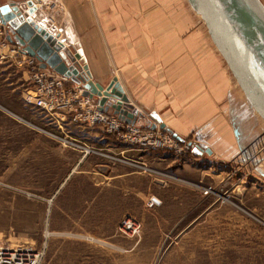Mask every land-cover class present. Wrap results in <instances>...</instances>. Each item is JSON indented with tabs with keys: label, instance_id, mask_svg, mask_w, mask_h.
Here are the masks:
<instances>
[{
	"label": "rangeland",
	"instance_id": "rangeland-1",
	"mask_svg": "<svg viewBox=\"0 0 264 264\" xmlns=\"http://www.w3.org/2000/svg\"><path fill=\"white\" fill-rule=\"evenodd\" d=\"M146 2L138 0L134 8L142 16L148 7L149 27L161 26L164 31L181 27L184 41L192 36L199 41L201 58H207L214 49L231 73L204 21L187 0ZM118 4L123 11L133 5L125 0ZM45 7L57 18L65 12L54 2ZM251 48L254 49V45ZM253 62L251 60V67L264 83V69ZM240 93L245 95L234 78V84L218 106L240 103ZM250 107L258 115L251 104ZM8 114L18 122L0 112V244L5 248H33L42 254L40 264H80L88 256L90 264H264V131L254 152L226 167V173H217L220 177L203 174L201 182H194L174 170L150 165L148 159L130 160L93 145L99 153L85 157L81 150L63 140L55 141L48 134L53 132L60 136V131L15 113ZM136 126L171 134L156 125L149 126V114L140 115ZM39 138L57 143L56 172H53L55 159L35 151L40 149L34 145ZM178 141L194 147L188 141ZM131 150L140 154L158 151ZM192 150L179 158H186ZM90 157L101 164L127 167L143 175L137 181V192L123 194L121 219L112 241H83L77 232L70 238H55L54 229L65 227L50 225V211L56 204L51 194L69 175V163ZM109 171L103 174L108 175ZM82 177L76 174L68 184L66 195L57 200L59 207L67 209L64 212L69 214L70 229L81 220ZM209 187L213 192L207 194ZM154 198L160 204L150 206ZM60 214L54 218L59 224L66 221ZM127 217L141 222L139 236L129 238L119 233L120 224Z\"/></svg>",
	"mask_w": 264,
	"mask_h": 264
},
{
	"label": "crops",
	"instance_id": "crops-1",
	"mask_svg": "<svg viewBox=\"0 0 264 264\" xmlns=\"http://www.w3.org/2000/svg\"><path fill=\"white\" fill-rule=\"evenodd\" d=\"M27 1L0 0V7L24 5ZM125 1L133 3L128 11H123L118 4L122 0H42L33 18L49 27L55 36L59 34L60 40L72 47V54L79 50L83 53L95 82L106 87L117 77L140 115L149 114V126L165 125L182 141L192 143L194 148L186 158L161 150L140 154L97 127L77 125L69 118L59 116L63 119L60 122L59 117L47 116L40 109L26 105L24 98L31 87L30 74L26 67H21L13 51L18 46L10 41L0 45V112L4 116L15 113L32 122H41L130 160L148 159L150 165L174 170L194 182H201L203 174L219 176L217 173H226V167L254 152L261 131H264L263 120L251 109L243 93H240V103L218 106L234 84V76L214 49L207 58H201V47L195 36L184 41L181 27H174V31H164L161 26L149 27L148 5L145 15L139 16V11L134 8L138 0ZM53 2L65 10L58 18L45 10V6H51ZM163 33L168 36H159ZM70 42L73 45H69ZM77 86L73 82L69 84L70 88ZM34 145L40 147L35 149L37 153L49 154L55 159L53 172H56L57 143L39 138ZM69 165V175L51 194L56 204L50 211V225L65 228L54 229L52 235L70 238L77 232L83 241H112L121 219L123 194L136 193L137 181L143 175L127 167L101 164L92 157ZM109 169L108 175L103 174ZM76 174L83 175L84 201L81 220L70 229L69 214L64 212L67 209L59 207L57 200L66 195L68 184ZM163 184L167 186L166 182ZM60 212L66 221L59 224L54 218ZM80 264H90L89 256Z\"/></svg>",
	"mask_w": 264,
	"mask_h": 264
},
{
	"label": "water",
	"instance_id": "water-1",
	"mask_svg": "<svg viewBox=\"0 0 264 264\" xmlns=\"http://www.w3.org/2000/svg\"><path fill=\"white\" fill-rule=\"evenodd\" d=\"M41 1L28 0L27 12L26 8L22 9L17 4L0 7V21L10 31L8 40L22 48L28 56L38 59L44 69H50L81 86L87 96L98 102L101 111L136 125L140 113L125 94L119 79L115 77L106 87L95 82L89 66L83 59V53L79 50L78 53L72 54V47L62 42L59 34L55 36L49 27L44 28L36 22L33 16L38 11L37 5ZM187 1L193 11L201 16L214 45L252 107L264 120V83L233 39L218 0ZM228 1L236 6L237 15L248 21L257 32V43L249 45L246 52H249L252 45L264 49V3L261 0ZM69 45L73 43L70 42ZM160 128L169 132L165 125H161ZM173 136L182 141L174 134Z\"/></svg>",
	"mask_w": 264,
	"mask_h": 264
},
{
	"label": "built area",
	"instance_id": "built-area-1",
	"mask_svg": "<svg viewBox=\"0 0 264 264\" xmlns=\"http://www.w3.org/2000/svg\"><path fill=\"white\" fill-rule=\"evenodd\" d=\"M22 9L26 4L20 5ZM10 34L9 28L0 26V45L5 44ZM19 58L21 67H26L30 74L31 87L25 95L28 106L40 109L47 116H61L77 125L97 127L105 135L115 139L125 146L137 151L170 150L178 157L183 156L194 147L182 145L172 134L162 130L146 131L143 128L127 123L117 116L110 115L99 109L98 102L85 94L81 86L70 88L71 80L60 76L50 69H44L41 62L25 54L19 46L13 50ZM1 59V58H0ZM59 117V121L63 119ZM48 133L55 141L63 140L66 144L81 150L85 157L99 153L91 144L74 140L71 136L60 132ZM213 188L207 189V194ZM158 199H152L150 206L158 205ZM141 222L134 217L124 219L119 227V233L129 238L140 235ZM42 254L33 248L20 247L16 250L5 248L0 244V264H40Z\"/></svg>",
	"mask_w": 264,
	"mask_h": 264
},
{
	"label": "bare ground",
	"instance_id": "bare-ground-1",
	"mask_svg": "<svg viewBox=\"0 0 264 264\" xmlns=\"http://www.w3.org/2000/svg\"><path fill=\"white\" fill-rule=\"evenodd\" d=\"M218 2L221 5V8L223 10V17L225 18L228 29H229L233 39L237 43V46L239 47V49L243 53L244 57L248 59L250 64H251V60H253L254 61L253 63L255 65L260 66L264 69V49L263 48L261 49L260 47L255 45L254 49L251 48L252 50H249V52H246V49L249 47V45H251L252 43H254V44L257 43V32L249 24L248 21L244 20L243 18H240V15L239 16L237 15L238 14L237 8H236V6H233L231 2H229L228 0H218ZM37 7H38V5H37ZM198 17L202 20L201 16L198 15ZM39 25H41V24H39ZM42 27L45 28L47 26L42 24ZM18 248H20V247H17L16 249H18ZM10 249H12V248H10ZM16 249H12V250H16Z\"/></svg>",
	"mask_w": 264,
	"mask_h": 264
}]
</instances>
